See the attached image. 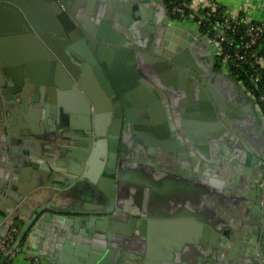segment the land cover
<instances>
[{
  "label": "crops",
  "instance_id": "obj_1",
  "mask_svg": "<svg viewBox=\"0 0 264 264\" xmlns=\"http://www.w3.org/2000/svg\"><path fill=\"white\" fill-rule=\"evenodd\" d=\"M212 1L230 16L264 22V0ZM67 4L76 18V28L82 25L88 30L90 26L97 37L106 35L99 41L112 39L118 47L126 43L145 51L154 49L163 41L169 23L194 30L198 39L187 52V65L212 67L217 75L224 73L216 71L214 46L200 33L199 23L175 19L165 0H68ZM24 6L33 23L31 32L21 29L16 14H0V29L9 31L0 34V78L21 83L45 80L55 89L56 101L50 125L37 132L36 125L29 126L22 109L16 116L5 115L3 119L17 128L14 139L8 130L7 139L0 131V204L2 197L11 204L0 205V237L16 220L23 222V229L37 210L46 206L18 245L20 254L15 264H28L30 257H38L41 264H264L260 256H264V194L257 182L264 179V127L251 100L245 99L246 107H241L239 93L230 89L226 78L216 81L211 78V69L204 72L203 81L217 84L219 89L221 115L232 114L241 135L234 136L231 144L229 137L226 142L216 139L205 143L186 125L198 116L195 108L188 113L186 107L200 90L198 86L189 91L186 80L175 79L168 67L154 63L147 52H138L140 62L127 59L123 64V56L117 57L119 49L108 47L115 53H106L110 57L107 64L117 70L116 79L127 88L126 94L138 91L129 88L130 78L122 67L131 66L138 72L139 84L163 101L169 127L177 139L170 134L159 139L149 130L154 124L152 109L147 107L145 124L138 123L145 134L136 135L131 123L125 127L116 179V211L109 215L111 221L105 222L106 215L83 214L93 207L108 208L102 205L103 190L94 189L84 174L91 175L99 165L94 159L93 166L89 163L95 143L87 151L78 145L84 143L79 136V141L74 139L77 133L71 119L59 124L63 105L75 110L78 104L72 88L60 87L68 71L46 57L40 38L46 36L58 50L68 33L63 26L62 31L57 28V14L45 0H25ZM85 76L83 84L87 83ZM15 91L21 89L15 87ZM87 91L93 92L89 87ZM34 95L33 89L27 92L29 100ZM71 111L65 112L71 115ZM102 122L98 118L99 130L106 128L108 135L110 122L108 126L103 122V129ZM242 137L253 149L249 161ZM11 163L14 167L9 169ZM73 163L82 176L67 188H56L54 185L69 183V164L73 168ZM51 189L56 190L52 198ZM261 207L262 213H258L256 209Z\"/></svg>",
  "mask_w": 264,
  "mask_h": 264
},
{
  "label": "water",
  "instance_id": "obj_2",
  "mask_svg": "<svg viewBox=\"0 0 264 264\" xmlns=\"http://www.w3.org/2000/svg\"><path fill=\"white\" fill-rule=\"evenodd\" d=\"M45 1L50 4L57 14V20L60 24L56 23L57 28L62 31L61 26H63L68 33V36L66 35L67 39H64L66 43L58 50L53 49L46 36L40 35L41 40L45 43V55L47 58L52 60L53 63L57 64L60 69L63 70V66H65L69 75L66 74V78L61 81L62 85H60V87L72 88L76 95V102L78 104V107H76L77 109L74 110L65 104L63 105L60 101L59 103L63 105L65 111H72L71 115H67V112L60 109L61 112L59 115V122L60 125H65V123H67L65 121H69L71 119V125L75 128L77 133V136L74 139L77 141L82 139L84 143H79L78 145L86 147L87 151L88 148L92 149L93 144L95 143V148L92 152V158L89 163L93 166L94 160H96L99 165L97 166L96 171L91 175L88 173L84 174L89 180L88 183L94 187V189L96 188L98 192L103 190L105 197L102 200V205H107L108 207L106 209L93 207L83 212V214L106 215L105 217H108L104 218L105 222H110L111 216L109 215L116 211V179L118 173V162L120 157H122L121 151L124 149V144H122L123 141L121 138V128L124 124L138 122L141 126L144 125L145 120L141 122L138 121V119L144 117L146 113L148 116L147 107H150L153 115L151 122H153L154 126H152L151 129L149 128V130L159 139H162L169 134L177 139L176 134L172 133L171 128L169 127V117L163 101H161L155 94L151 93L150 89L145 85L139 84L140 80L138 78V72H135L134 69L136 70V68H132L131 66L122 67L123 71L126 73L124 74L130 78L129 88H137L138 91H136V93L133 92L134 94H126L127 88H123V86H121L119 81L116 79L117 70L110 68L107 64V62L110 63V57L106 56V53H115V51L109 50L108 47L119 49L117 50V57L119 54L123 56L121 57V62L123 64L127 63V59L130 63L135 62L136 59L140 62L139 60L142 55L140 57L138 52L140 51L142 54L143 52H147V54L153 56L152 60L154 63H157L162 67H168L175 75V79L177 77V80L179 78L186 80L189 91H191L195 85L199 87H197V90H200L193 97L194 99L192 98L186 106L188 113L195 108L198 116L194 122L187 121L188 123H186V125L197 138H200L201 141L209 143V140L217 139L219 141L226 142V138L229 137L228 143L231 144L234 136L241 138L238 127L233 123V118L235 117L232 114H227L226 117L221 115L220 111L223 108V104L221 103V99H219L220 96H218L219 89L216 86L217 84L211 86V84L203 81L201 75L211 69V78H215L216 81L220 78H226L227 83L230 85V89L234 92L237 91V93H240V86L238 82L235 81V79H233V77L229 74L220 73L217 75L213 71L212 67L204 68L202 65V69H199L191 65H187L189 63H186L188 50L197 42V32L180 27L174 23H169L165 27L163 41L154 49L145 51L142 48H138L136 45H125L126 43H120V46L118 47L112 39L107 43L99 41L98 38L106 37V35L101 33V37H97V35L93 33L90 26L88 30H85L82 25H78L79 29L76 28V18L67 4L68 0ZM24 2L25 0H0V14H6L7 12L16 14L18 16L20 22L19 26L21 29L23 28L24 31L31 32L33 23L27 15ZM187 10L195 14V16L202 18L201 13L193 11L190 8H187ZM7 33H9V31L6 27H2L0 29V34L6 35ZM63 37L65 36L63 35ZM4 72L7 74V70H4ZM84 75H86L85 77H88L86 84H83L79 77H83ZM206 84L208 85L207 87ZM6 86L8 89H5ZM15 87L21 89V92L15 91L14 93ZM87 87H89V89L91 88L93 92H88ZM30 89L34 90L35 95L29 100V98H27V92ZM0 91V131L5 135L6 139L7 130L11 139H14L13 137L15 136L13 133L17 127L10 124L9 121L3 120V117H5V115L6 117H14L17 113H20V109H22L26 114V121L30 123L29 126L33 128L34 125L37 126L36 132L40 130V127L50 125V120L52 118L51 112L53 111L52 105L56 101L54 97L55 89L51 86V84H48L47 86V82H45V80L33 81L31 83H21L18 81L3 82L0 78ZM19 95L21 100L18 99ZM239 97L247 100L249 99L243 91ZM99 104H102V107H99ZM102 111H104V113L99 115V112ZM156 112H161V114L158 115ZM30 118L33 122L29 120ZM78 118L81 123L78 122ZM98 118H102V121L106 122V126H108V123L110 122V132L108 135L105 132L106 128L103 127V122L100 126L104 129L99 130ZM94 122L97 124L96 127ZM126 132L127 129L124 130V133ZM134 132L139 137L145 134L141 129L139 130L138 125ZM94 135L97 137L96 140H94ZM19 137H21V134H19ZM242 138L246 141L245 147L247 151L245 154L247 161H249L253 158V149L250 146V142L244 137ZM147 142L148 141L146 140L145 143L147 144ZM237 147L242 148L240 144H238ZM85 159L86 158L84 156L82 160ZM13 165L14 164L11 163L9 169H12L14 167ZM72 167L73 168H71L69 164V183L65 186L54 185L56 188H67L71 182L77 180L79 176H82L83 173L75 168L76 166L74 163ZM81 168L82 167L80 166V169ZM17 172V170L14 171V173ZM5 187L7 189V178L5 180ZM0 192H2V190H0ZM51 192L52 198L55 195L56 190L51 189ZM6 201L7 200L2 197L0 205L6 203ZM6 204L11 206L9 203ZM145 206L147 208V205ZM44 209H46L45 205L40 207L37 210V214L27 222L22 229L21 234L18 236L13 250L20 243H22L25 235L38 217V214H40ZM256 211L258 213H262V207L260 209L257 208ZM5 235L6 233H3L1 234V237H5ZM12 251L6 254V256H9ZM260 256L263 257L264 261V256Z\"/></svg>",
  "mask_w": 264,
  "mask_h": 264
},
{
  "label": "built area",
  "instance_id": "obj_3",
  "mask_svg": "<svg viewBox=\"0 0 264 264\" xmlns=\"http://www.w3.org/2000/svg\"><path fill=\"white\" fill-rule=\"evenodd\" d=\"M180 1L182 2V6H175L174 12L181 16L180 21L182 22L194 20L193 13L190 12L193 15H188L186 13V11H188L187 8L199 13L203 10H209L210 18L215 20L214 25L217 33L214 38H208L211 40L215 49L214 59L217 56H224L222 66L224 73L231 76L234 71L246 72L248 64L257 66V71L264 70V55L260 54V49L259 53L255 50L258 47L262 48L263 45L264 22H254L249 19L230 16L226 11L224 12V16H220V14H218L220 6L212 0L209 2H204L202 0ZM226 30L234 35L239 33L238 41H236L237 43L235 42L239 50L233 54L224 53L223 51V42L229 37L225 32ZM248 54H250V56ZM261 82L262 79L258 74L250 73L247 80H242L238 84L251 100L264 127V85H262ZM18 234L19 231L11 229L6 233L5 237H0V257L6 256V254L13 250L19 236ZM19 254L20 248L17 246L8 257L11 258L15 264ZM28 264H41V261L38 257H30L28 259Z\"/></svg>",
  "mask_w": 264,
  "mask_h": 264
},
{
  "label": "trees",
  "instance_id": "obj_4",
  "mask_svg": "<svg viewBox=\"0 0 264 264\" xmlns=\"http://www.w3.org/2000/svg\"><path fill=\"white\" fill-rule=\"evenodd\" d=\"M165 2H166V5H167V8H168L170 15H172L175 19L180 20L181 16L174 12V7L175 6H182V2L180 0H165ZM224 12H225V10L220 8L218 14H220V16H224ZM186 13L188 15L191 14L188 11H186ZM200 13H201V16L204 20L202 18L195 16V14H194V20L197 21V23H199L200 33L203 36L214 38L216 36V33H217V31L215 29V25H214L215 20L210 18L209 10H203ZM191 15H193V14H191ZM225 32L227 33V35L229 37L226 41L223 42V51H224V53H232L233 54L239 50L237 48V44H236L237 43L236 41H238L239 33L234 35L228 30H226ZM262 44H263L262 48L258 47L255 50H257V52L259 53V49H260V51H261L260 54L264 55V40L262 41ZM250 54L253 55L252 53H250ZM250 54H248V55L250 56ZM214 60H215L216 71H219V72L223 71L222 66H223V62H224L223 61L224 56L223 55L217 56ZM256 69H257V66H255L254 64H248L246 72L234 71L233 74L231 75V77H233V79H235V81H237L239 83L242 80H247L249 78L250 73H256L261 77V79H262L261 83H262V85H264V70H258L257 71ZM23 225H24L23 222L16 220L13 223V226L11 229L12 230L15 229V230L19 231V234H20ZM0 264H14V262L8 256H1L0 257Z\"/></svg>",
  "mask_w": 264,
  "mask_h": 264
},
{
  "label": "flooded vegetation",
  "instance_id": "obj_5",
  "mask_svg": "<svg viewBox=\"0 0 264 264\" xmlns=\"http://www.w3.org/2000/svg\"><path fill=\"white\" fill-rule=\"evenodd\" d=\"M79 77H80V79H82V76H79ZM5 89H7V86H6ZM240 89H241V88H240ZM241 90H242V89H241ZM240 94H242V92L238 94V97H239ZM239 98H240V97H239ZM240 99H241V102H242V103H241V104H242L241 107H243V106L246 107V104H247V103H246V100H247V99H246V100H245L244 98H240ZM64 112H65V111H64ZM218 117H219V116H218ZM3 119H4V117H3ZM139 120L143 122V121H144V117L139 118L138 121H139ZM59 124H60V122H59ZM129 124H130V123H128V124H124L123 127L121 128V130H122V131H121V133H122V137H121V138H123V136H124V130H125V127H126L127 125L129 126ZM131 124H133V130L137 128V125H139L138 122H134V123H131ZM139 130H140V128H139ZM258 179H259V180L257 181V182H258V186H259L258 188L262 189V190H263V194H264V179H262V180H261V178H258ZM259 201H260V199H259ZM257 250H258V252L260 251L259 249H257ZM254 251H255V249H254Z\"/></svg>",
  "mask_w": 264,
  "mask_h": 264
}]
</instances>
